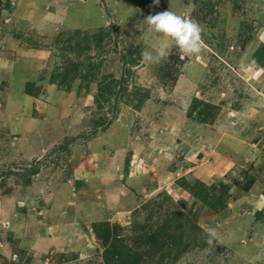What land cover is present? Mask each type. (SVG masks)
I'll return each mask as SVG.
<instances>
[{
  "label": "rangeland",
  "instance_id": "rangeland-1",
  "mask_svg": "<svg viewBox=\"0 0 264 264\" xmlns=\"http://www.w3.org/2000/svg\"><path fill=\"white\" fill-rule=\"evenodd\" d=\"M166 10L200 53L147 24ZM124 258L264 264V0H0V264Z\"/></svg>",
  "mask_w": 264,
  "mask_h": 264
},
{
  "label": "clouds",
  "instance_id": "clouds-1",
  "mask_svg": "<svg viewBox=\"0 0 264 264\" xmlns=\"http://www.w3.org/2000/svg\"><path fill=\"white\" fill-rule=\"evenodd\" d=\"M158 2V0H157ZM147 24L165 37H170L187 55L198 54L202 50V28L193 19L185 18L170 10L146 17ZM170 43L167 39L162 40L155 51H143L142 58L146 63H160L169 55ZM209 233L208 243H212L217 233L214 228L207 229Z\"/></svg>",
  "mask_w": 264,
  "mask_h": 264
},
{
  "label": "trees",
  "instance_id": "trees-1",
  "mask_svg": "<svg viewBox=\"0 0 264 264\" xmlns=\"http://www.w3.org/2000/svg\"><path fill=\"white\" fill-rule=\"evenodd\" d=\"M207 105H208V104H207ZM194 108H195V106L193 105V107L191 108V111L194 110ZM128 162H129V158L126 157V160H125L126 166L128 165ZM37 170H38V168H36V167H32V166H31L30 168H27V169H26V171H27L29 174H35V173L37 172ZM252 180H253V179H250V180L248 181V184L245 185V188H246V189H248V188L250 187V185H251V183H252ZM237 181L239 182L240 180L238 179ZM221 197H222V195H221ZM221 197H218V199H217L216 202H217V203H220V205L226 206V202H225V201H223V200H222V201H219V200L221 199ZM165 225L167 226L166 229H165V227H166ZM168 228H169V223H166V222H165V224H163V225L161 224V229H163V230H161V232H162L161 234L163 235L162 238L165 239V238H168V237H169V238H171V239L174 241L175 238H172V237H171L170 230H168ZM157 232H158V231H157ZM188 233H190V232H188ZM98 234H99V233H98ZM116 234H117V233H116ZM159 234H160V233H159ZM99 235H100V237H101L102 239L104 238V241H106V242L108 241V240H107V239H108V238H107V237H108L107 234H102V235L99 234ZM119 241H120V240H119V236L117 235V236H114L113 239H112L111 242H110V244L113 242V245H111V247L113 246V250H114V251L120 249V250H119V254H118V255L116 254V257H117V258H121V257H123V255H124V253H123V252H124V251H123V246H121V245H120V246H115V243H116V242L119 243ZM154 241H155V240H154ZM106 252H107V251H106ZM122 261H123L122 264H134V263L131 262L130 260H125V258L122 259Z\"/></svg>",
  "mask_w": 264,
  "mask_h": 264
},
{
  "label": "crops",
  "instance_id": "crops-1",
  "mask_svg": "<svg viewBox=\"0 0 264 264\" xmlns=\"http://www.w3.org/2000/svg\"><path fill=\"white\" fill-rule=\"evenodd\" d=\"M250 179H252V178H250V177H243L242 179H239L240 181L239 182H237L238 184H240V185H242L244 188H245V185L246 184H248V181L250 180ZM251 186V185H250ZM57 214H59V212L57 213ZM57 223H61L62 225H60V227H59V232L58 233H61V230H63V229H66V228H68L70 225L68 224V222H66L65 221V219L62 221L61 220V217H60V220H58V222ZM49 225H51V226H54V225H56V223H51V224H49ZM64 226V227H63ZM36 227V226H35ZM41 229V228H40ZM58 230V229H57ZM61 236H63V234H61ZM53 237L54 236H48L47 235V233H46V235L45 236H41V235H37V234H33V236H31V237H29V238H31L33 241H31L30 242V248H35L36 250H38V248H39V246L41 245V244H43V243H47V245H49L50 243H51V241H52V244L50 245V246H53V244L54 243H57V239L56 238H54L53 239ZM50 242V243H49ZM61 242H63L62 240H61V238H60V240H59V243H61ZM39 252V251H38Z\"/></svg>",
  "mask_w": 264,
  "mask_h": 264
},
{
  "label": "water",
  "instance_id": "water-1",
  "mask_svg": "<svg viewBox=\"0 0 264 264\" xmlns=\"http://www.w3.org/2000/svg\"><path fill=\"white\" fill-rule=\"evenodd\" d=\"M120 53H121V70H120V77L118 81V88L116 90L115 97H114L113 108L117 104L118 98L120 96V92H121V88H122L123 80H124L125 68H126V54L123 53L121 50H120ZM227 205L230 206L232 204L231 202H227ZM86 235L88 238H91L90 231H87Z\"/></svg>",
  "mask_w": 264,
  "mask_h": 264
}]
</instances>
